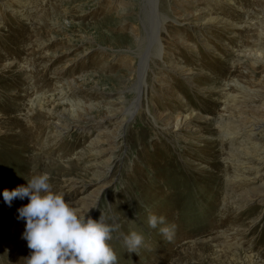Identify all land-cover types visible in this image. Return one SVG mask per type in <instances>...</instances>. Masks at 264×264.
Wrapping results in <instances>:
<instances>
[{"label": "rangeland", "instance_id": "rangeland-1", "mask_svg": "<svg viewBox=\"0 0 264 264\" xmlns=\"http://www.w3.org/2000/svg\"><path fill=\"white\" fill-rule=\"evenodd\" d=\"M262 50L264 0H0V135L9 102L41 124L26 155L43 148L52 190L112 227L116 264H264ZM4 185L0 264H27L28 202ZM186 188L171 221L189 231L150 227Z\"/></svg>", "mask_w": 264, "mask_h": 264}, {"label": "clouds", "instance_id": "clouds-1", "mask_svg": "<svg viewBox=\"0 0 264 264\" xmlns=\"http://www.w3.org/2000/svg\"><path fill=\"white\" fill-rule=\"evenodd\" d=\"M50 176L43 173L32 177L26 185L2 192L11 207L15 199L28 203L17 209L18 221L25 222L22 239L31 250L27 264H116L117 256L108 243L112 227L99 218L81 214L62 193L52 190ZM149 226L165 225L160 232L167 236L171 229L163 216L149 213ZM144 238L133 231L124 239L130 252L142 245Z\"/></svg>", "mask_w": 264, "mask_h": 264}, {"label": "bare ground", "instance_id": "bare-ground-1", "mask_svg": "<svg viewBox=\"0 0 264 264\" xmlns=\"http://www.w3.org/2000/svg\"><path fill=\"white\" fill-rule=\"evenodd\" d=\"M260 50L261 49H258V51H260ZM261 52L264 53V50H262ZM64 92L65 91L63 90V87L60 86V88H59L60 100H64V98L66 97V93H64ZM53 99L54 98H52V100ZM6 108H3V111H2L4 113V120L3 121L5 122V125L3 128L6 131L2 132L0 135V140L2 138L4 139V143L0 142V147L5 149V151H6L5 156L8 158V161H10V159H12L13 163L11 162L12 164L7 163L5 165L6 167H4V170L1 173L0 179H3L2 182L4 181L6 184L4 185V184L0 183V186L4 185V190L5 189L13 190L16 188L15 185L13 184V181L21 182L22 183L21 185H26L27 181H29L32 177L43 174L42 173L44 170L43 169V166H44L43 162L47 161V160L42 159L43 158L42 155L45 152H44L43 148H41V147L38 148V152L35 155H33L31 157L26 155V152H28L29 148H31L32 146H35V145L41 146L42 145L41 135H42L43 130H42L41 124L34 122L29 116H27L25 118V121H23V122H20V120H16L15 118H12V116H11V113L13 112V103L12 102H9L8 104L6 103ZM179 122H177V124H176L177 129L182 128L183 125H185V126L189 125V122L187 121V119L182 123H179ZM167 126H169V125H167ZM56 128H57V130H60V132L58 131L59 133H57L55 135V136H57L56 139L62 138V136H63L62 128L58 125H56ZM250 128H252V127H250ZM252 133L253 132H251V135H252ZM44 144H47V142H44ZM4 172H6V173H4ZM178 175H179V173H178ZM203 176H205V175H203ZM193 182H195V181H193ZM189 199L193 203V199H194L193 190L186 188L185 190L177 193L174 196L173 201L166 200V202H165L166 204H164L163 208L160 209L158 217L163 216L165 218V222H166L165 224L167 226H169L170 229L173 231L179 232L181 230L189 229V228L181 229V230L178 229L179 225H183L186 222L190 221L186 218H184L181 221V224H179V225H174L171 221L172 217L175 215V209L179 210L180 212H178V213H180L181 215H184L185 212L192 209L190 207V206H192V204L189 202ZM14 201L21 202V200H19V199H15ZM23 201H25V200H23ZM1 202L4 203V200H2ZM26 202H28L27 199H26ZM3 206H4V204H3ZM177 206H179V207L177 208ZM159 226H164V225H159ZM187 231H189V230H187ZM174 234L175 233H173V235ZM8 237H10V235L7 232H5V233L3 232L2 240L5 242L8 241L7 240ZM179 239H182V238H180L179 235L176 236V240L178 241Z\"/></svg>", "mask_w": 264, "mask_h": 264}]
</instances>
